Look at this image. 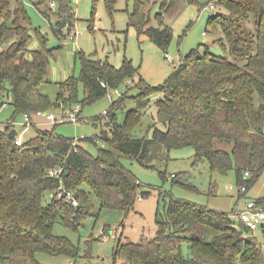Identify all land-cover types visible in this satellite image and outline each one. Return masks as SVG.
<instances>
[{
    "label": "trees",
    "instance_id": "trees-1",
    "mask_svg": "<svg viewBox=\"0 0 264 264\" xmlns=\"http://www.w3.org/2000/svg\"><path fill=\"white\" fill-rule=\"evenodd\" d=\"M51 1L60 14L71 9L70 0H30L36 8ZM219 4L226 9V17L217 22L214 15L210 28L222 30L228 53L201 55L191 50L158 88L139 77L138 94L132 97L127 91L106 110L103 119L108 132L100 136L105 148L98 155L78 143L74 146V139L57 133L55 127L36 132L20 146L14 143L17 133L8 136L11 129L0 131V264H42L35 258L37 252L76 258L77 246L66 236L54 234L53 224L77 229L95 213L92 196L100 207L133 208L139 183L121 159L152 167L151 159L163 149L191 147L193 164L206 162L212 173L222 175L233 169L240 188L248 189L257 180L264 169V105L254 103L255 96L264 99V0H219ZM143 7L144 2L136 0L129 24L137 35L144 34L166 49L172 40L171 28L162 21L158 27L149 25L150 16ZM29 25L22 0H0V90L9 84V104L16 114L72 107L78 103L79 82L84 87L81 102L90 103L138 74L126 58L115 67L108 60L83 55L78 77L61 82L52 102L42 91L49 82L51 49L39 32L42 47L28 49ZM54 32L60 34L58 26ZM155 94L156 117L148 126L150 135L137 137L134 130ZM130 97L135 106L125 111L120 123L118 112ZM52 168L58 170L56 176L49 174ZM245 173L248 178H243ZM159 174L165 177V172ZM59 187L69 192L76 205L65 193L56 199ZM47 192L52 193L49 201H45ZM258 200L264 202V198ZM238 222L245 233L236 226ZM156 226L152 239H120L114 254L123 264L262 263L263 249L247 238L254 230L224 211L172 196L156 218ZM183 242L188 256L182 253Z\"/></svg>",
    "mask_w": 264,
    "mask_h": 264
},
{
    "label": "rangeland",
    "instance_id": "rangeland-1",
    "mask_svg": "<svg viewBox=\"0 0 264 264\" xmlns=\"http://www.w3.org/2000/svg\"><path fill=\"white\" fill-rule=\"evenodd\" d=\"M142 1L144 12L150 16L149 25L158 27L159 21H162L171 28L172 40L166 49L159 47L144 34L137 35L135 28L129 24V13L133 11L136 0H70L68 6L71 9L62 14L58 12V5L51 8L47 3L36 8L30 0H22L30 22L28 32L31 40L27 45L28 49L42 47V40L37 32L44 37L46 46L51 49L48 60L49 82L43 85L42 91L52 102L60 93L61 82L72 76L78 77L80 57L83 55L108 60L115 67H120L126 58L138 68V74L126 77L120 85L108 88L103 97L90 103L81 102L84 87L79 82L77 105L80 108V120L54 123L40 119L34 125H28L27 129L24 126L25 114L14 113L9 104L11 94L6 82V89L0 90V131L15 129L24 142L33 138L36 132L49 131L55 127L57 133L73 138L76 144L96 156L100 149L105 148L100 136L108 132L103 119L106 110L113 100L127 91L129 96H136L140 91L136 86L139 77L150 86L158 88L164 85L167 77L182 62L183 56L191 50L201 55L206 52L215 55L228 53V44L223 39L222 30L218 28L214 31L210 28L214 15H218V22L224 20L227 14L219 0ZM210 5L214 8H210ZM57 26L61 36L54 32ZM246 31L248 32V28ZM68 34L73 35L74 39H68ZM219 39H223L222 43ZM62 91L65 94L63 89ZM132 97L127 99L125 108L118 112L120 123L124 120L125 111L135 106ZM157 99L156 94L149 98L150 105L134 130L135 136L150 135L148 126L156 117ZM254 103L256 106L264 105V99L255 96ZM67 108L61 105L48 111L57 116ZM96 117L102 118L94 120ZM193 154L191 147L169 151L163 149L151 159L152 167H144L135 160L121 159L123 166L131 171L139 183L133 208L122 210L100 207L97 198L92 196L95 213L83 219L77 229L60 222L53 224V233L69 238L77 246L78 256L73 259L65 254L37 252L35 258L42 264H70L74 261L77 264H123L119 255L114 254L117 242L120 239L122 242L152 239L157 229L156 218L163 214L165 204L172 196L224 211L231 219L235 218V212L244 209L248 200L264 198V169L248 189L241 191L233 169L224 175L212 173L206 162L193 164ZM159 171L165 172L164 178ZM173 180H178L179 183L173 184ZM64 193L59 187L56 199H60ZM51 197L52 193L47 192L45 201H49ZM263 225L260 222L247 238L257 243L264 252ZM236 226L245 233L241 223L238 222ZM182 253L190 255L185 242L182 243ZM263 263L264 255L261 264Z\"/></svg>",
    "mask_w": 264,
    "mask_h": 264
},
{
    "label": "built area",
    "instance_id": "built-area-1",
    "mask_svg": "<svg viewBox=\"0 0 264 264\" xmlns=\"http://www.w3.org/2000/svg\"><path fill=\"white\" fill-rule=\"evenodd\" d=\"M56 5L57 4L55 1L50 2L51 8L56 7ZM210 8L213 9L214 6L210 5ZM68 39L73 40L74 36L68 34ZM102 85L104 84L102 83ZM25 119H26V122L24 123V126H26L25 129H27L28 125H34L35 119H44L46 121L54 122V123H59L64 121L76 122L80 120V108L79 105L76 104L75 106L61 110V113L57 116L50 111L38 110L31 115L25 114ZM10 122L14 124L13 121ZM14 143L18 146L22 144V139L19 135L16 136ZM73 145L74 146L76 145L75 141ZM49 174L51 176H56L58 174V170L52 168L49 170ZM247 177H248V173H245L243 178H247ZM240 189L241 191H245L246 190L245 185L241 186ZM64 192L65 194H67L71 202L76 205V201L74 199H71L69 192H67L66 190H64ZM234 215L235 218H239L244 222V224L248 227V230L251 231L256 230L260 222L264 224V202L258 199H250L246 202L244 209L235 212ZM105 239H107V237H105Z\"/></svg>",
    "mask_w": 264,
    "mask_h": 264
},
{
    "label": "water",
    "instance_id": "water-1",
    "mask_svg": "<svg viewBox=\"0 0 264 264\" xmlns=\"http://www.w3.org/2000/svg\"><path fill=\"white\" fill-rule=\"evenodd\" d=\"M16 133V130L15 129H11L8 133V136H12ZM264 264V263H263Z\"/></svg>",
    "mask_w": 264,
    "mask_h": 264
},
{
    "label": "crops",
    "instance_id": "crops-1",
    "mask_svg": "<svg viewBox=\"0 0 264 264\" xmlns=\"http://www.w3.org/2000/svg\"><path fill=\"white\" fill-rule=\"evenodd\" d=\"M39 120H40V119H35V122H36V121H39Z\"/></svg>",
    "mask_w": 264,
    "mask_h": 264
}]
</instances>
